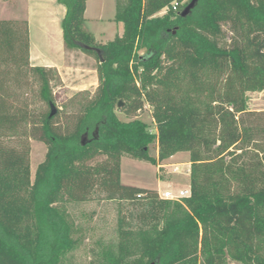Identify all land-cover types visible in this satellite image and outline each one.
I'll list each match as a JSON object with an SVG mask.
<instances>
[{
	"label": "trees",
	"instance_id": "16d2710c",
	"mask_svg": "<svg viewBox=\"0 0 264 264\" xmlns=\"http://www.w3.org/2000/svg\"><path fill=\"white\" fill-rule=\"evenodd\" d=\"M58 1L65 45L98 56L99 88L74 128L58 129L52 68L30 65L28 21L0 19V140L32 124L47 145L32 180L29 148L0 141V264H61L75 240L56 204L95 195L128 202L104 264H264V111L248 96L264 91V0H198L187 16L181 7L158 15L185 0L118 1L124 32L104 44L85 24L88 0ZM13 71L40 76L50 112L14 106L3 88ZM146 104L156 133L133 118ZM183 151L189 197L122 183L123 155L159 165Z\"/></svg>",
	"mask_w": 264,
	"mask_h": 264
},
{
	"label": "rangeland",
	"instance_id": "374dc122",
	"mask_svg": "<svg viewBox=\"0 0 264 264\" xmlns=\"http://www.w3.org/2000/svg\"><path fill=\"white\" fill-rule=\"evenodd\" d=\"M118 1L122 5L128 2V0L87 1L85 24L98 43L104 44L112 41L124 32V24L116 20ZM185 2L190 3V0L180 3L179 8L181 7L182 10ZM54 3L53 0L21 1L19 3L21 12L19 13L26 16L31 23L33 47L29 63L31 66L52 68L49 78L55 100L54 108L58 111L56 126L61 131L68 132L74 128L76 118L85 111L97 93L99 60L94 52H86L83 49L70 48L65 45L62 25L58 24L57 10L54 17L56 23L46 22L44 17L46 5ZM172 11H175L174 4L159 12L158 15L162 16ZM226 35L230 41L232 33L227 30ZM13 74L14 71L3 88H7L14 106L27 109L31 115L36 117L50 112L52 108L40 95L42 86L40 76L36 73L30 74L28 71L25 74L22 72L20 77L16 78ZM248 96L251 110L264 111V91H251ZM117 112L122 120L132 119L122 111ZM133 118L142 119L149 125L150 131L157 132L156 123L152 117V107L149 104H146L144 109ZM24 131V134L18 136L2 137L0 141L5 146L19 150L23 147L29 148L32 180H34L37 166L45 159L47 145L39 139L40 130L32 124L26 125ZM150 154L153 157L158 155L156 141L150 146ZM189 160V152H178L162 161L161 164L164 163V166L159 168L158 164L150 161L123 155L121 181L128 185L160 190L159 194L167 189L174 192L190 189V175L187 173ZM160 177L171 180L173 183L168 187ZM19 204L28 209L25 221L23 220L24 224L32 227V214L30 213L32 205L26 199ZM56 206L66 213L67 220L72 227V238L75 240L73 248L63 255L61 264H104L102 252L118 240L120 211H125L128 202L107 200L95 195L87 201L58 203ZM228 263L240 264L231 260Z\"/></svg>",
	"mask_w": 264,
	"mask_h": 264
},
{
	"label": "crops",
	"instance_id": "0c3cea01",
	"mask_svg": "<svg viewBox=\"0 0 264 264\" xmlns=\"http://www.w3.org/2000/svg\"><path fill=\"white\" fill-rule=\"evenodd\" d=\"M26 0H0V19H11V20H27L28 24H29V32H30V60H31V56H32V47H33V42H32V36H31V23L29 21V19L24 16V15H20L19 12H21V8L19 6V3ZM55 3V5H51V4H47L46 9H45V14L44 17L46 19V22L48 24H54L56 23L54 17L56 15V10L58 11L59 14V19H58V24L62 23V20L65 16L66 13V8L64 5H62L61 3H59L58 0H53ZM62 5V7H61ZM61 33V30H59ZM62 35H63V30H62ZM189 164V169L191 168V163L188 162ZM159 168L164 166V163L161 165H158ZM161 181L163 183H166L168 187L171 186V184L173 183V181L168 180V179H162L160 177ZM169 190V189H167ZM160 191V190H158Z\"/></svg>",
	"mask_w": 264,
	"mask_h": 264
},
{
	"label": "built area",
	"instance_id": "2783aa9c",
	"mask_svg": "<svg viewBox=\"0 0 264 264\" xmlns=\"http://www.w3.org/2000/svg\"><path fill=\"white\" fill-rule=\"evenodd\" d=\"M179 7V3H174V9L177 10ZM178 171V169L176 170ZM189 175L191 174V169L187 172ZM191 194V188L190 189H181L178 192H174L171 190H166L160 194L161 197L165 199H171V200H177L180 201L183 198L189 197Z\"/></svg>",
	"mask_w": 264,
	"mask_h": 264
},
{
	"label": "water",
	"instance_id": "95a60500",
	"mask_svg": "<svg viewBox=\"0 0 264 264\" xmlns=\"http://www.w3.org/2000/svg\"><path fill=\"white\" fill-rule=\"evenodd\" d=\"M197 1L198 0H191V2L188 5H186L185 8L182 10L181 15L187 16L188 14H190L191 10L194 8ZM120 105H121V103H120ZM151 264H155V263L152 262Z\"/></svg>",
	"mask_w": 264,
	"mask_h": 264
}]
</instances>
